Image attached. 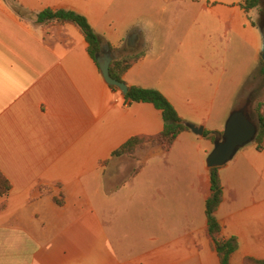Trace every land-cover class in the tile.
Here are the masks:
<instances>
[{
  "label": "crops",
  "instance_id": "obj_1",
  "mask_svg": "<svg viewBox=\"0 0 264 264\" xmlns=\"http://www.w3.org/2000/svg\"><path fill=\"white\" fill-rule=\"evenodd\" d=\"M211 1L218 8L0 0V170L12 185L0 200V264H221L207 235L215 143L190 131L170 151L148 144L115 157L132 138L159 135L161 111L126 104L79 28L36 22L46 10L86 17L117 57L145 53L123 77L128 87L157 90L184 122L224 133L252 102L245 87L260 70L263 37L243 0ZM209 15L224 24L214 33ZM220 177L217 219L222 237L237 241L231 264L264 261V150L239 149Z\"/></svg>",
  "mask_w": 264,
  "mask_h": 264
},
{
  "label": "trees",
  "instance_id": "obj_2",
  "mask_svg": "<svg viewBox=\"0 0 264 264\" xmlns=\"http://www.w3.org/2000/svg\"><path fill=\"white\" fill-rule=\"evenodd\" d=\"M241 7L247 14H250L253 10L258 9L259 7L263 10L264 6L262 0H243ZM20 14L26 15L23 11H20ZM36 22L44 25L50 23H56L58 25L72 24L79 28L89 45V54L97 63V56L105 42L103 38L93 30L86 17L73 11L46 10L36 16ZM254 25L257 26L255 22ZM144 56L145 53L140 51L127 52L124 55H119L110 65L111 77L119 82L125 83L123 79L125 74ZM260 73L264 75L263 61L260 66ZM111 88L115 91H119L115 87ZM125 102L126 104L148 103L154 105L159 111H161L165 126L163 131L157 136L132 138L114 153L115 157L124 155L132 157L137 150L146 147L148 144L161 146L164 150L170 151L177 138L182 133L190 132V130L184 125V120L179 117L172 104L157 90L129 87V92L125 96ZM261 107L262 105L259 106L258 135L254 141L257 144L259 151L264 150V112L260 111ZM204 137L216 143L223 141L224 133L206 131ZM220 168L221 167L210 168L211 195L206 202V214L208 219L207 235L213 243V248L217 252L221 264H231V258L237 250V241L235 238L225 240L222 237V226L216 215L223 202L224 196ZM11 189L12 185L10 180L0 170V200L7 197L10 194ZM244 264H264V261L247 258Z\"/></svg>",
  "mask_w": 264,
  "mask_h": 264
},
{
  "label": "water",
  "instance_id": "obj_3",
  "mask_svg": "<svg viewBox=\"0 0 264 264\" xmlns=\"http://www.w3.org/2000/svg\"><path fill=\"white\" fill-rule=\"evenodd\" d=\"M260 19L258 27L263 37L262 61L264 63V12L261 14ZM138 39L139 35L137 33L128 38L127 47L129 50L137 49ZM116 57V54L107 45H103L97 56V63L105 82L110 87L117 88L125 97L129 92V87L125 83L113 79L110 74V65ZM184 125L195 135H204L203 126L190 122H184ZM257 135L258 127L252 123L246 112L244 110L234 112L227 122L223 141L215 143V149L208 158V166L212 168L226 165L233 159L239 149L254 142Z\"/></svg>",
  "mask_w": 264,
  "mask_h": 264
},
{
  "label": "rangeland",
  "instance_id": "obj_4",
  "mask_svg": "<svg viewBox=\"0 0 264 264\" xmlns=\"http://www.w3.org/2000/svg\"><path fill=\"white\" fill-rule=\"evenodd\" d=\"M208 3L210 5L216 4L212 2L211 0H209ZM218 5L220 4H216L214 8H218ZM261 14H262L261 7L252 11V16L254 17L255 23L257 24V26H259ZM209 17H210L209 19L206 18L205 24L209 25L211 31L213 30L212 33H214L215 30L217 29L219 30L221 27L224 26V24L220 22L219 18L214 17L212 15H209ZM193 21H194V25H196L197 21H196L195 16L193 18ZM245 92L246 93L254 92L252 102L248 106V109H247V116L255 126L259 127V118H258L259 106L262 105V107L260 108L261 109L260 111L264 112V75L260 73V70L257 72L255 76H253L248 81L245 87Z\"/></svg>",
  "mask_w": 264,
  "mask_h": 264
},
{
  "label": "flooded vegetation",
  "instance_id": "obj_5",
  "mask_svg": "<svg viewBox=\"0 0 264 264\" xmlns=\"http://www.w3.org/2000/svg\"><path fill=\"white\" fill-rule=\"evenodd\" d=\"M262 2H263V6H264V0H262ZM264 12V7H263V10H262V13ZM260 21H261V19H260Z\"/></svg>",
  "mask_w": 264,
  "mask_h": 264
}]
</instances>
